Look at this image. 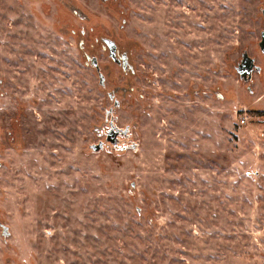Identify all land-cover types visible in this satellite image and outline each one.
Returning a JSON list of instances; mask_svg holds the SVG:
<instances>
[{
  "label": "rangeland",
  "instance_id": "374dc122",
  "mask_svg": "<svg viewBox=\"0 0 264 264\" xmlns=\"http://www.w3.org/2000/svg\"><path fill=\"white\" fill-rule=\"evenodd\" d=\"M263 8L0 0V264H264Z\"/></svg>",
  "mask_w": 264,
  "mask_h": 264
},
{
  "label": "water",
  "instance_id": "95a60500",
  "mask_svg": "<svg viewBox=\"0 0 264 264\" xmlns=\"http://www.w3.org/2000/svg\"><path fill=\"white\" fill-rule=\"evenodd\" d=\"M263 16H264V8L262 10ZM109 44L111 46V55L115 56V43L114 42H110ZM259 46L261 48V51L264 52V31H262L261 33V41L259 42ZM90 58V57H88ZM129 63L127 57H124V62H123V66L124 68L126 67V65ZM91 65L96 67L97 70H100V66L98 63V60L96 57H93L91 60ZM257 71L260 72L261 71V67L256 63V58L251 57L249 55L248 52H244L242 55V61L241 63L237 66V72L240 74V77L244 80V81H250L253 77V72ZM99 77L101 80V83L104 84L105 82V76L100 72L99 73ZM110 98L113 100L115 98V93L114 92H110ZM114 105L117 107L120 105L119 100H115ZM114 108H111L107 111V115H110L111 113H113ZM109 127H110V132H108L107 135V143L113 144V145H118L119 142V135H124L126 136L129 132V128L127 127L126 129H122L119 128L118 126H116L114 124V121L111 120L109 122ZM104 142L100 141L98 144H92L91 148L92 150H94L95 152H99L104 148ZM134 149L137 148V144H134L132 146ZM1 162H0V167H1ZM3 235L7 236L8 235V227L4 226L3 227Z\"/></svg>",
  "mask_w": 264,
  "mask_h": 264
},
{
  "label": "flooded vegetation",
  "instance_id": "af4514ba",
  "mask_svg": "<svg viewBox=\"0 0 264 264\" xmlns=\"http://www.w3.org/2000/svg\"><path fill=\"white\" fill-rule=\"evenodd\" d=\"M74 12L76 11V10H73ZM109 41L110 42H114L115 43V56H112L111 55V46H110V44H109ZM103 42L105 43L104 44V47L108 50V56H109V58L114 62V63H116L117 65H119L122 69H123V71H125V72H133L132 71V65L130 64V62L126 65V67L124 68V66H123V62H124V57H127V59H128V61H129V56H128V54L126 53V52H124V51H121L120 50V48H119V46H118V44H117V42L116 41H114V40H112L111 38H104L103 39ZM88 57H90V58H88ZM93 57H95V56H93ZM92 56H90V55H86V59H87V62H90L91 63V60H92V58H93ZM97 58V57H96ZM97 60H98V58H97ZM98 63H99V60H98ZM100 66V65H99ZM94 67V66H93ZM94 68H96V67H94ZM96 70H97V68H96ZM97 72H98V74L101 72V69L98 71L97 70ZM102 73V72H101ZM103 74V73H102ZM104 75V74H103ZM105 76V75H104ZM252 79H253V77H252ZM251 79V80H252ZM99 82H100V84L102 85V86H105L106 85V77H105V82H104V84H102L101 83V80H100V77H99ZM109 95V98H110V93L108 94ZM115 96H116V94H115ZM111 99V98H110ZM112 100V99H111ZM113 100H116V97L113 99ZM109 126V125H108ZM107 126V132H110L111 130H110V127H108ZM128 134H129V132H128ZM127 134V135H128ZM126 135V136H127ZM120 136V135H119ZM119 138V137H118ZM118 144H119V142H118ZM2 166V165H1Z\"/></svg>",
  "mask_w": 264,
  "mask_h": 264
},
{
  "label": "built area",
  "instance_id": "2783aa9c",
  "mask_svg": "<svg viewBox=\"0 0 264 264\" xmlns=\"http://www.w3.org/2000/svg\"><path fill=\"white\" fill-rule=\"evenodd\" d=\"M249 116L247 114L243 115L240 119V123L246 125L248 123Z\"/></svg>",
  "mask_w": 264,
  "mask_h": 264
}]
</instances>
